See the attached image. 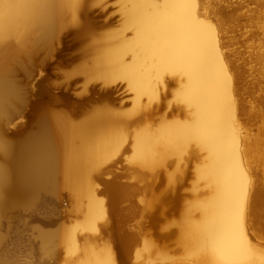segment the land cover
Here are the masks:
<instances>
[{
    "label": "bare ground",
    "instance_id": "bare-ground-1",
    "mask_svg": "<svg viewBox=\"0 0 264 264\" xmlns=\"http://www.w3.org/2000/svg\"><path fill=\"white\" fill-rule=\"evenodd\" d=\"M211 2L118 0L120 27L95 33L81 21L90 18V0H0V221L45 199L58 205L66 190L82 218L41 234L47 250L62 247L64 264H118L120 258L122 264L131 258L137 264H264V127L250 138L242 122L247 111L234 80L240 67L224 52ZM70 29L92 51L90 64L71 74L85 77L78 96L91 97L97 86L90 83L100 82L99 96L108 104L80 121L40 113L20 145L7 139L4 126L27 94L16 77L29 79L40 54L41 61L52 58ZM117 82L130 91V102L110 98ZM169 86L174 89L166 92ZM172 102L178 116L153 123ZM121 152L144 183L150 238L130 230L122 216L110 225L102 194L117 207L129 197L126 186L113 180L97 189ZM107 230L118 255L112 240L97 239ZM3 238L0 229V245ZM166 245L175 247L178 261Z\"/></svg>",
    "mask_w": 264,
    "mask_h": 264
},
{
    "label": "rangeland",
    "instance_id": "rangeland-1",
    "mask_svg": "<svg viewBox=\"0 0 264 264\" xmlns=\"http://www.w3.org/2000/svg\"><path fill=\"white\" fill-rule=\"evenodd\" d=\"M90 1L93 5L90 10L94 14H91L92 11L88 9L91 12L90 18L81 21H89L92 32L100 33L120 27L121 16L118 0ZM211 5L217 13V15L212 14V17H215L214 21L221 28L224 52L230 55L232 61L240 67L239 75L234 76V80L239 88V102L247 111L241 118L250 138H254L260 135L259 132L264 127V99H261L264 97V0H212ZM99 13H102L103 16L99 17ZM64 38L65 36H62L61 41L57 42L55 46L56 54L52 60L58 62L53 76L45 87L52 94H56L58 98L46 93H39L37 81L29 83V79L25 75H18L16 80L19 84L27 86V94L24 95L27 98V109H30L31 104H33L39 114L47 111L60 112L68 115L74 121H80L90 110L108 104V99L105 96L103 98L99 96V92L102 91V84L95 81L90 83L91 86H97L91 97L88 94L89 98L84 100L78 96L85 84V77L79 73L71 74L78 70L80 65L90 64L92 58V51L88 48L90 41L85 37L80 39L71 37L67 57L56 59L58 51L63 49L65 44L67 45ZM43 57L44 52L40 54L37 62ZM44 75L43 73L40 77ZM62 88L68 91L74 100L72 97L61 95ZM110 88L113 91L110 98L118 99L121 102H130L132 95L124 83L117 82ZM110 88L108 89L110 90ZM172 89L174 86H169L166 92ZM175 105L176 103L172 102L171 107L165 108L152 122L155 123L161 117L171 119L178 116L177 110L172 111V107ZM129 106L130 104L126 107ZM259 142L264 143L263 138H260ZM127 145L130 146V139L125 144V146ZM125 158L121 152L108 165V171L101 173L103 181L98 183L97 189L104 191L103 182H112L113 180L126 186L129 189V197L122 200L117 207L109 206V195L107 193L102 194L105 201L109 203L108 218L109 220L112 219L110 225L115 218L114 216H122L128 221L127 226L130 230L142 237L150 238L152 237L151 227L148 226L142 216V200L145 196L142 191L144 183L135 178L132 170L129 169V162ZM190 171L193 169L191 168ZM192 180L190 178L188 183H191ZM71 199L70 194L65 190L61 192L58 205L45 199L33 207L25 205L14 209L6 218H3L0 221L1 233L4 236L0 245V264H64L65 254L62 247L54 243L53 248L47 250L41 234L46 231H54L60 226L69 227L82 218L76 213ZM97 239L99 242L108 239L111 242L112 240L109 230L100 232ZM111 244L113 247L115 246L113 240ZM164 249L172 256L173 262L179 260L180 255L174 246L166 245ZM116 254L118 255L117 249ZM118 264H122L121 258L118 259ZM127 264H137V262L131 258Z\"/></svg>",
    "mask_w": 264,
    "mask_h": 264
},
{
    "label": "water",
    "instance_id": "water-1",
    "mask_svg": "<svg viewBox=\"0 0 264 264\" xmlns=\"http://www.w3.org/2000/svg\"><path fill=\"white\" fill-rule=\"evenodd\" d=\"M75 32H76L75 29H70L64 34L65 36L64 42H66L67 45L65 44L64 48L58 51L56 55V59H64L67 57L70 50L69 43L71 37L76 35ZM57 62L58 61L52 60L50 56L46 57L42 61L40 60L39 66L36 68V70H34L32 75L29 77V83L37 81V87L39 90L45 88L46 85H48L49 79L53 76V72L55 70V66L57 65ZM41 71L45 74L43 77H40ZM62 89L63 90L60 91L61 95L63 94L64 97H69V98L72 97V95H70L68 91L64 90V88ZM26 99L27 98L24 97L23 104L21 105L20 110L15 112L14 116H12L9 122H7V124H5L4 126L3 133L5 137L9 140H16L19 142L20 140L19 138H22L25 134H29L32 130L36 128L37 120L40 118L39 117L40 114L38 113V111L36 110L37 108H35L33 104H31L30 109H27V104L25 102Z\"/></svg>",
    "mask_w": 264,
    "mask_h": 264
}]
</instances>
